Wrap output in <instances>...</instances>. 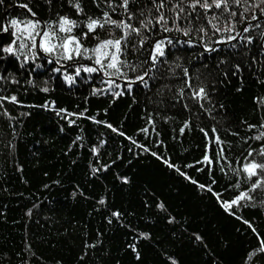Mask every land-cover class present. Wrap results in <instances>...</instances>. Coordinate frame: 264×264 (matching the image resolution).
<instances>
[{"label": "trees", "instance_id": "obj_1", "mask_svg": "<svg viewBox=\"0 0 264 264\" xmlns=\"http://www.w3.org/2000/svg\"><path fill=\"white\" fill-rule=\"evenodd\" d=\"M177 2L165 0L161 10L170 28ZM120 3H0V29H8L0 30V264H264V172L244 171L264 162V139L255 138L264 132V4L244 12L230 0L237 15L228 33L183 0L178 22L185 30L190 23L189 35L142 29L141 37H128L120 73L110 74L91 50L121 30L106 24L86 39L82 33L89 18L105 13L127 20ZM149 9L155 23L152 0H130L128 22L140 27ZM222 12H207L221 28ZM60 17L78 26L61 33ZM29 20L41 23L34 41ZM44 31L55 33L52 53L41 48ZM66 35L80 38L92 58L67 59L59 47ZM160 40L165 55L153 63ZM9 46L15 54L2 51ZM200 87L206 99L194 98Z\"/></svg>", "mask_w": 264, "mask_h": 264}, {"label": "snow or ice", "instance_id": "obj_2", "mask_svg": "<svg viewBox=\"0 0 264 264\" xmlns=\"http://www.w3.org/2000/svg\"><path fill=\"white\" fill-rule=\"evenodd\" d=\"M3 0H0V3H2ZM130 0H121V3L119 7H121L124 10V14H127V20H112L111 16L108 13L104 14V17L102 19H92L89 18V22L85 24V28L87 31L82 33L83 38H87L89 33H93L96 31L97 28L103 29L106 24L114 26L115 28H118L121 30V36L120 38L117 39H106L100 41L95 48H93L91 51L95 55V64L100 66V69H114L115 73H110V74H119L121 69L119 65L122 63H126L124 61H121L120 56L124 54V50L127 48V42H128V37L132 34H135L137 37H141L142 29L146 30L148 32H151L153 28H156V26H159V30L163 32H171L173 30L178 31V32H183L184 36L189 35V31L191 30V25L189 23L188 29H182L179 26V18L182 13L185 12L184 7H181V3H183V0H179L175 4L173 8H170L169 11L175 12V17L173 18V26L174 27H168V19L165 17L163 12L161 11L165 7V0H159L157 3V0H152V5L153 8H155L156 12L158 15L155 17V23H153V19L151 18V9H149V15L145 17V14L143 12L140 13L141 17H145L144 19L140 20V27H133L131 23L128 21H131L133 19V13H130L128 11V5H129ZM230 0H189L188 7L192 10L195 11L197 7L203 9L205 11V18L208 20V24L215 29L216 32H228L231 33L235 30V24L233 23V18L237 15L235 11H233L230 6H229ZM231 3L237 7H240L242 4L245 5L243 8V11L246 12L249 10V8H259L261 4H264V0H253V3L250 5L248 4V0H231ZM111 7V4L109 5ZM21 7L27 8V5H21ZM74 7L77 10V13H81L83 10L80 7L79 3H75ZM213 8L215 9H223V12L220 14L223 16L225 13L228 15V19L225 21L223 28L218 26V17L213 15L211 18L207 17V12L211 11ZM29 12H31V9H28ZM115 11V9H113ZM261 14L264 15V9H261ZM191 11L187 13V16H191ZM34 16L35 13H32ZM241 19L244 20L245 17L243 16V12L240 13ZM199 17H197L198 19ZM187 19V17H185ZM252 19L257 20L259 17L256 15L252 16ZM214 21H217L214 23ZM11 25L16 27L17 31H21L19 28V22L15 19L11 20ZM151 25V27H149ZM58 31L61 33H72L74 28H76L77 22L74 20H70L67 17H60L58 21ZM53 26L48 25V28L51 29ZM251 24H249V27L244 28V32L247 33L250 28ZM41 28V23L39 21H32L29 20L27 21L25 25V29L27 30V38L32 39L34 41L35 36H40L41 33L37 31V29ZM4 32H7V28H2L0 29ZM200 32H204L205 29L203 27H200L198 29ZM236 35H241L240 33H237ZM55 38V33L51 31H44L42 39L45 41L44 44H41V48L43 49L44 52L46 53H52L57 45L51 43V41ZM98 39V37H95ZM17 39H20V37H17ZM229 40H235L236 36L230 35L228 37ZM241 39H244L243 36H241ZM61 43L59 44V47L63 49L64 53H67L66 58L67 59H72L73 54L77 57L85 54V58L91 59L92 57L87 56L86 54L89 52V49L84 48L83 45L80 43V38L72 35H66L64 37L60 38ZM145 42V39L142 37L139 40V45L142 47ZM223 42V41H220ZM248 42H251V38L248 39ZM15 43V41L13 42ZM166 43L171 44L172 39L171 38H166ZM179 43V41H178ZM184 43H191V41H185ZM123 45V48H122ZM35 47V43L32 45ZM165 40H160L156 41L152 47V52L150 53V59L153 63L158 61L159 57H163L165 55L164 48H165ZM21 48L27 47L26 44H21ZM135 47V45H134ZM210 51L214 49H209ZM2 51L10 53V54H15L14 49L12 46H9L7 48H3ZM104 60H108L109 62L105 65ZM59 69H57L58 71ZM79 71V70H78ZM86 72H96L98 71L97 68L93 67H87L84 69ZM185 74L187 75V70H185ZM138 79L143 80L144 77L140 76ZM188 87L191 88L192 85L189 83ZM44 91H47V89H43ZM119 95V93H117ZM193 96L194 98L201 100V99H206L207 98V93L203 87H200L196 90L193 91ZM11 101L15 102L16 97H11ZM202 106V105H201ZM111 127V125H109ZM264 127V126H262ZM215 131V129H213ZM256 139H264V132H261L260 135L255 137ZM218 142V137L216 138ZM252 153H249V156H251ZM258 155L264 156V150H262ZM208 158L206 157V160ZM210 163V161H209ZM261 170V172H264V162L262 163H257L254 160L244 166V171L248 173L249 177L257 175V170ZM259 186V185H254V187ZM247 197V193H244L240 196V199H244ZM250 199V197H248ZM103 202V201H101ZM233 204L237 203V201H233ZM159 207L163 208V205L161 204ZM225 208H229V204L224 205ZM115 215H119V213H115ZM264 244V241L261 242ZM261 252H264V247L260 249Z\"/></svg>", "mask_w": 264, "mask_h": 264}]
</instances>
